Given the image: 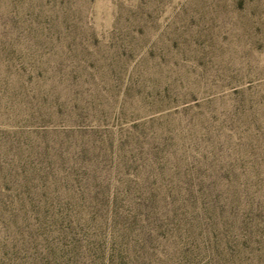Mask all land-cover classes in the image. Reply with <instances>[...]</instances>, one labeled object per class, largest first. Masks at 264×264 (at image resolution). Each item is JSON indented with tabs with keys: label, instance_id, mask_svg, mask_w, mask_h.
<instances>
[{
	"label": "rangeland",
	"instance_id": "1",
	"mask_svg": "<svg viewBox=\"0 0 264 264\" xmlns=\"http://www.w3.org/2000/svg\"><path fill=\"white\" fill-rule=\"evenodd\" d=\"M0 264H264V0H0Z\"/></svg>",
	"mask_w": 264,
	"mask_h": 264
}]
</instances>
